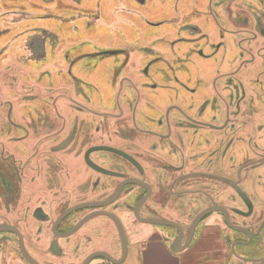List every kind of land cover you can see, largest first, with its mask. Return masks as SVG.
<instances>
[{
	"label": "rangeland",
	"instance_id": "obj_1",
	"mask_svg": "<svg viewBox=\"0 0 264 264\" xmlns=\"http://www.w3.org/2000/svg\"><path fill=\"white\" fill-rule=\"evenodd\" d=\"M7 1L19 4V0ZM59 3L68 9L57 13L54 32L72 58L100 46L119 44L126 48L114 54H94L92 58H83L84 61L79 58L73 67L83 89V103L90 101L95 112L113 110L117 100L124 102L130 97L136 100L142 113L158 114L161 109L176 104L189 114L199 115L195 120L202 122L214 118L213 112L227 103L231 105L233 119L238 118L236 111L240 106L243 110L258 111L252 119L260 122V115L264 113V0H127L126 6L116 11L111 10L113 4L110 6L106 0H62ZM45 6L42 3L31 7L41 20H50L51 13ZM83 9L88 17L86 27ZM95 15L99 20L95 21ZM7 57L9 54L5 53L0 59V68H6L4 58ZM66 66V63H57L48 69L47 73H57L53 79L24 68L36 79L37 85L48 92L52 88L70 86V76L61 72ZM21 79L28 80L24 74ZM96 80L104 86L102 89H97ZM117 80L122 85L115 91L114 81ZM9 86V82L0 86L4 99L14 94ZM66 92L64 89L62 94ZM40 100L41 105L52 104L48 97ZM57 101L65 103L67 99L58 97ZM52 109L55 117L64 122L63 110L57 104ZM67 113L72 121L73 114L68 110ZM13 114V119L32 124L0 127L4 130L0 131V140L6 136L4 141L9 142L8 146H0V160L8 155L3 148L9 147L17 154L11 161L12 175L16 169L27 165L26 173H19L23 176L22 184L38 191L59 185L58 173L63 176L57 168V159L52 156L36 159L33 143L19 141L30 133L34 136L38 122H51L53 113L27 104ZM3 116L0 114V118ZM230 132L227 129L224 136L227 138ZM261 138L264 140V133ZM241 146L245 151L246 144L241 142ZM21 153H26V158L19 159ZM16 158L19 161H14ZM12 178V185H19L18 178ZM87 193L93 196L90 191ZM0 209L5 219L16 220L12 213L15 208L10 214L5 213L1 205ZM31 214L32 209L28 207L26 216L31 217Z\"/></svg>",
	"mask_w": 264,
	"mask_h": 264
},
{
	"label": "flooded vegetation",
	"instance_id": "obj_2",
	"mask_svg": "<svg viewBox=\"0 0 264 264\" xmlns=\"http://www.w3.org/2000/svg\"><path fill=\"white\" fill-rule=\"evenodd\" d=\"M61 1L62 0H19L18 4L16 2L0 0V56L3 52H9V60L13 61V57L15 56L18 64L28 62L29 67L35 71H37L36 68L39 66L41 68V66L50 63L53 65L55 63H66L68 67L61 70L65 76L66 74L70 76V86L64 88L67 90L66 94H62L64 90L62 88L59 90L58 88H54L55 91L51 89L48 92H44L37 83L36 85L28 86L25 89L33 90L37 88V90L43 94L56 92L60 97H66V107L69 109V112L73 114V122L69 116L67 121L65 118V121L62 123L53 124L51 122L44 123L43 121H40L35 126L36 129L34 136L30 133V136L23 137L19 140L28 141V144L33 143L36 159L44 160L48 156H52L55 160L57 159V168L63 176L61 178V174L58 173L59 185L45 187L44 190L42 189L38 191L37 188H30L25 184H22L23 176H20L19 173H26L27 165L22 169H16L15 174L12 175L11 161L14 156H17V154H13L9 147L3 148V151L8 152H5V154L8 155L0 160V205L4 208V212L7 214H10V211L15 208V212L12 211V213L16 217V220L5 219V216L0 213V225L7 226V224H10L18 228L23 234L26 244H28L27 240H31L32 238L40 239L38 241H43V239L57 241L58 239H61V236L67 234V232H69L77 223L84 219L85 216L91 212L99 210L100 208H83L64 218L57 226L55 225L58 217L67 208L82 203L87 204L90 201L100 202L101 200L107 199L112 194H109L107 197L101 196V194L89 197L86 189H83V187L85 188L84 185L86 183L83 176L85 171H89V165L85 162V154L86 150L89 149L87 145L92 142V145L107 144L117 148L119 147L129 153L138 162V164H135L128 159L121 158L116 163L118 166L111 168L117 173L115 175L116 177L114 176L113 178V180H115L113 186L114 193L122 181L132 180L137 177L135 179L138 180V182L142 181L143 183L141 182V185H134L135 183L127 184L120 192L121 196L129 190L130 195L133 194L135 196L138 194L137 199H140L143 195L147 194L148 189L145 186L150 184L153 187V194L156 193V188H160L161 192V196L159 197V212H154L156 213L155 216L157 215L164 219H173L180 224L184 222L185 216L192 221L196 216L197 210V205L193 207V200H196L201 194L200 191H215V188L220 185L217 184L214 177L224 180V182H228V186H234L235 183H232V181L229 180L227 181V178L237 180L238 177H240V174L238 173L239 168H234L233 164L229 161V158H225L223 166L218 164L221 161L217 163L215 155H212L210 152V149L215 150L217 148L214 145V141L209 144H204V148L199 150L197 149V146L201 143L199 140H194L192 142V140H189L188 137L184 136L183 129L175 126L173 122H167V109L170 108L171 110L169 112L170 121H173V116L177 114L176 111L173 110V105L162 109L163 112L160 116H163V124L161 125L158 122L152 123L150 126L149 123L146 124V122H144L141 123L143 125H141V128L136 129L132 122L127 124H117L116 122L118 118L114 117V121L108 122V124L105 123V127H108V125L110 127L111 139L105 136L106 138L104 139V142L103 140H100V136L102 135L101 131L103 130L101 129V126L97 125L95 128L89 126L87 128L83 127V109L90 114L95 110L90 101L88 104L85 103L86 105H83V89L81 88L77 77L74 75L73 70L75 63L79 58V60H82L83 58H92L94 54H114L120 51H126V48L123 46L119 47V44L114 47H111V45L100 46L97 50L81 52L77 57L74 56V58H72L68 49L65 47L63 49L60 36L54 32V28H56L54 24L58 20L57 13L68 9L65 8L66 6H62V3H59ZM106 1L110 6L113 4L112 11H116L119 7H123L124 5L126 6L127 2V0ZM131 1L136 2L137 0ZM145 1L146 0H141V2ZM42 3L46 5L44 7L45 10L50 11L51 13V15L48 16L50 20H43L45 18L41 20V17H37V11H34L31 7L32 5L37 7V5ZM86 13L87 11L83 9V25L85 27L88 25L86 23V20L88 19V17L85 16ZM93 18L95 21L99 20V17L96 15L93 16ZM66 22H68V20H64V23ZM13 43H17V45H14ZM4 46L6 47L2 50ZM15 48L17 50L16 53L13 52L15 51ZM85 59H83V61ZM18 69L19 67H17L16 71ZM83 73H85L84 70ZM38 75L42 74L39 72ZM27 77L28 79L31 78L29 74H27ZM12 78H16V76L12 75ZM116 86L117 83L114 82V88H116ZM96 87L99 90L104 86L96 85ZM9 88L13 92L14 90L22 92L24 89L23 86L22 90L18 89L13 83L10 84ZM27 101L28 98L21 97L22 106H25ZM120 103H123L122 100L120 102L117 100L116 107L113 111L107 112L113 114L118 107L127 108V106H130L125 105L122 107ZM251 112L252 115H249L247 112L241 111L238 114V118L246 123L248 119H252L255 113L258 114V111ZM194 117L197 116L195 115ZM68 120L70 122H68ZM212 123H215V121H212ZM2 124L3 123H0V126ZM12 124L27 125L32 124V122L26 121L25 123L20 122L17 119L14 120ZM241 124L243 125L244 123ZM116 126L124 129L125 134L128 135L127 139L118 138L114 135ZM5 128L8 127H4V129ZM129 129H131V132H129ZM210 130L211 129H209V131ZM158 135H164L166 137L159 140L160 137ZM89 136L91 137L86 143V139ZM6 138V136L2 137L0 140V146H8L9 142L6 143L4 141ZM188 140L189 142L187 143ZM204 142L205 140L203 138L202 143ZM166 143L171 144L177 153L171 154L169 153V150H162L161 148ZM54 148L56 151H53ZM203 152H208V154L201 158V153ZM90 155L91 159L98 163L99 155L95 153H91ZM26 156V153H21L19 154V159L20 157L21 159H24ZM19 159L16 158L14 161H19ZM121 173L125 174L124 178L118 176V174ZM216 174L222 176H217ZM12 176L18 178L17 182L19 185H15V187L12 185ZM256 177V174H253L250 170L244 169L241 171V178H239L236 183L246 191L254 204H257L259 200L251 187L250 189H247V185L250 180L258 181V178ZM98 188L100 187L98 186ZM137 190L139 191L138 193ZM91 192L104 194L102 191H97V189H94L92 186ZM13 195H16L14 196V200H12ZM216 198L221 205H226L225 202L221 201L219 196ZM136 200L131 202L129 199L123 200L119 198L112 203L111 206L105 209L115 212L122 219L123 224L127 229L128 237H130L129 235H131L132 230L135 233L142 235L145 231L143 226H146V224L139 221L136 217L137 209L134 208ZM152 201L153 198H150L141 208L138 209L141 219H146L152 214ZM28 207L32 209L31 217L30 215L26 216V209ZM1 216L4 217L2 218ZM101 218H103V216L97 217L94 221H100ZM206 219H210L209 225L212 224V226L216 227L214 232L220 233L222 226H224L223 221L225 217L220 215V217H218L219 221L214 224L212 222V215L209 217L207 216ZM30 222H32L30 224L31 227L28 228ZM88 224V222H85L84 225L70 238H75L79 233L83 232V246H85L87 236H85L84 230ZM165 232H167V229L161 227L160 233L165 234ZM166 237L168 236L166 235ZM0 241L3 245L6 244V248L10 254H14L17 251L12 248V245H17L19 242L18 237L12 232L0 233ZM172 241L173 240H170V243H172ZM208 242L209 249L204 253L206 255L209 254L210 261L214 264L221 257L223 249L216 246L212 241L211 236L208 237ZM222 243L225 244V242ZM184 244L185 240H182L181 244L178 242L174 245L181 247ZM174 245L173 249L176 250V246ZM195 246L196 242L194 243L192 241L187 247L186 252L192 250ZM28 247L30 249L29 251L40 260V257L43 255L31 246L28 245ZM59 253L61 254V257H59L63 259L59 264H63L64 262L67 263V257L62 256L63 252L60 251ZM60 258L56 259L59 260ZM84 258L85 255L83 253V259ZM7 261L8 258L5 260V264H8ZM51 263L55 262L51 261Z\"/></svg>",
	"mask_w": 264,
	"mask_h": 264
},
{
	"label": "water",
	"instance_id": "obj_3",
	"mask_svg": "<svg viewBox=\"0 0 264 264\" xmlns=\"http://www.w3.org/2000/svg\"><path fill=\"white\" fill-rule=\"evenodd\" d=\"M247 93L248 91L246 90V94ZM129 99L130 97L120 104L122 107L125 105L130 106H127V108L118 107L113 114L110 112L99 114L95 112L96 110L90 114L83 109V127L87 128L91 126L95 128L97 125L101 126L103 130L101 131L102 135L100 136V140L104 142L105 136L111 139L110 127L109 125L105 127V123L108 124V122L114 121V117L118 118L117 124L132 122L136 129L141 128V123L144 122H146V124L149 123L150 126L152 123L158 122L160 125L163 124V116H160L163 112L162 109L158 114L142 113L140 107H138V103L135 102L136 100H133V98ZM84 104L85 103H83V105ZM172 105L174 106L173 110H175L177 114L173 116V121H170L169 112L171 110L170 108L167 109V122H173L175 126L183 129L184 136L188 137L192 142L194 140H199L201 142L197 146L199 150L204 148V144H209L214 141V145L217 148L215 150L210 149V152L212 155H215L217 163L221 161L218 164L223 166L225 158H229L233 167L239 168L238 173L240 177H238L237 180L227 178V181L229 180L235 183L234 186H228V182L214 177L215 181L220 186H217L215 191H200L201 194L196 200H193V207L197 205L196 216L192 221L185 216L184 222L180 224L173 219H164L160 216H155L156 213L154 212H159L160 188H156L157 191L153 194V187L148 184L145 186L148 189L147 194L143 195L140 199H137L138 194L135 196L133 194L130 195L129 190L123 193L122 196L120 195L123 187L129 183L141 185L140 183L142 181L139 180L140 182H138V180L135 179L137 177L132 180L122 181L114 193L113 186L115 180H113V178L117 173L111 168L118 166L116 163L121 158L128 159L135 164H138V162L129 153L119 147L117 148L107 144L92 145V142L87 145L89 149L86 150L85 154V162L89 165V171H85L86 176H83L84 181H86L84 185L85 188L83 187V189L91 192L92 186L94 189H97V191H102L104 193L91 192L94 196L101 194V196L107 197L109 194H112L107 199L101 200L100 202L90 201L87 204H78L64 210L58 217L55 224L56 226L61 223L64 218L78 210L83 208H100L85 216L84 219L57 241L47 239L48 242H43L37 239L36 242L27 240L28 244H26L24 236L18 228L10 224H7V226L0 225V233L12 232L17 235L19 241L17 245H12V248L17 250L14 254H10L6 248V244L3 245L0 241L1 264H5L7 258L8 264H56L51 263V261L53 262L52 259L48 261L45 257H53L54 255L61 256L59 253L60 251L63 252L62 256L68 259V262H64L63 264H122L129 252L128 232L122 219L115 212L105 210L119 198L123 200L129 199L131 202L137 199L134 205V208L137 209V219L146 225H153L160 230L161 227L166 228L167 232H165V234L161 233V236L166 240H173L171 243L172 248L175 243L179 242L181 244V241L185 240V244L182 247L183 249H176L177 251H185L192 241L203 248L206 245V243L202 241L203 238L206 237L207 239L211 236L216 246L223 249L221 257L217 260L218 262L216 261L214 264H264V140L261 138V135L264 133V125H262L264 113L260 115V122H257L255 119H248L245 123L239 118H232L233 113L231 112V105L226 103L224 108L219 107L216 112H213L215 117L212 118V120H204L201 122L195 120L200 116L194 114V112L189 114L183 111L179 105ZM239 108L236 111L237 115L241 111H245L249 115H252L251 111ZM195 115L197 117H194ZM219 115L221 116L220 120ZM65 118L67 121V117ZM212 121H215V123H212ZM94 123L96 124L95 126ZM241 123L244 124L242 125ZM209 129L211 130L209 131ZM227 129L231 130V132L226 138L224 135ZM206 130L211 134L208 135L205 133L204 131ZM129 132H131V129H129ZM114 135L124 139L128 137L124 129L117 126ZM91 136L88 138L86 137V143ZM158 136L160 137L159 140L166 137L164 135ZM203 138L205 140L204 143H202ZM241 142L246 144L245 151L242 150ZM161 149L169 150L171 154L177 153L174 147L168 143ZM91 153L99 155L98 163L91 159ZM206 154H208V152L201 153V158ZM244 169L250 170L253 174H256V178H258V181L250 180L247 185V189L251 187L258 198L259 202L257 204H254L246 191L236 184L239 178H241V171ZM118 176L124 178L125 174L121 173L118 174ZM98 186L100 188H98ZM138 192L137 190V193ZM218 196L226 205H221L219 201H217L216 197ZM150 198H153L151 202L152 214L146 219H141L138 209ZM210 215L213 217V224L219 221L218 217H220V215L225 217L223 221L224 226H222L220 233H206V228L212 230L216 228L212 226V224L209 225L210 219H206L207 216L209 217ZM102 216L103 218H101L100 221H94L97 217ZM85 222H88L90 225L88 224L84 230L87 240L85 246H83V232L79 233L75 238L70 237L73 236ZM166 235L168 237H166ZM116 237H118V240ZM222 242H225L226 247ZM28 245L38 250L43 255L40 257V260L29 251ZM117 251L121 252V257L119 258L115 257L114 254V252ZM83 253L85 255L84 259Z\"/></svg>",
	"mask_w": 264,
	"mask_h": 264
},
{
	"label": "crops",
	"instance_id": "obj_4",
	"mask_svg": "<svg viewBox=\"0 0 264 264\" xmlns=\"http://www.w3.org/2000/svg\"><path fill=\"white\" fill-rule=\"evenodd\" d=\"M21 8H25V7H21ZM13 44L17 45V43H13ZM14 50L15 51L13 52L16 53L17 52L16 48ZM6 53L10 54L9 52H6ZM4 54H5L4 52L1 54L0 59L2 58ZM13 59L14 60L11 61L7 57L6 68H3V69L0 68V86H2L3 84H7L9 82L10 84L12 83L15 84V86L18 89L22 90V86L24 87V89L22 90V92L18 90H14L13 92L14 94L9 95V97L7 96L5 99H4V96L1 95L0 93V114L5 115L1 117L2 119L0 118V121H1L0 123H3L2 125L4 127H9L10 124H12L14 120H17V119L13 120V115H14L13 113L15 111L17 112V110L20 111V109L27 107V104L33 105L35 107L46 108L49 111H51L53 115L51 116L50 121L53 124L63 122L61 120H58L54 115V110L52 109V107H54L56 104L61 110H63L62 114L68 118L69 114L67 113V110L69 111V109L66 107V102L64 103V101H61V102L57 101L58 97L60 96L57 95L56 92L54 93L49 92V93L43 94L40 91H38L37 88L33 90L25 89L28 86L36 85V79L31 77L28 80H22L21 79L22 74L26 75V77H27V74H29L25 69V68L28 69L29 64L28 62H25L23 64H18L15 56L13 57ZM52 66L53 64L51 63L47 65H43L41 66V68L39 66L38 68H36L37 69L36 72L37 73L40 72L42 76L47 75L49 79L51 78L53 79L57 73L55 72H53L54 74L47 73V70L50 69ZM17 67H19V69L16 71ZM12 75L16 76V78H12ZM96 81L98 82V86H101L100 81L99 80H96ZM116 83H117V86L115 88V91H117V89L119 88L120 81L117 80ZM60 88L62 87L61 86L58 87V90ZM52 89L54 90V88ZM3 90L5 92L7 91L5 88H3ZM21 97L30 98L31 100H28L27 104L25 102L26 105L24 104L25 106H22ZM42 97H48L49 99H51L52 100L51 106H44L43 104L42 105L39 104L38 101L42 99ZM109 111H113V110L111 109ZM6 114H7V117H6ZM18 120L20 122H23L20 119ZM68 122L70 121L68 120ZM2 125L0 127H3ZM0 131L3 132L4 130H0ZM143 228L145 229L143 235L139 233L137 234L133 230L131 232V235H129L130 236L129 237V252H128L127 258L122 262V264H212V262L210 261L209 254L206 255L204 253V252H207L209 249L208 238L207 239L206 237L203 238L204 239L203 243H206V245L203 248L200 247L199 244H196V246L193 247L192 250H189L186 252V250L181 251L183 249L182 248L183 246L181 247L176 246L177 247L176 249H181L177 251L171 247L170 240H166L165 238L161 236V233H160L161 230L159 228L154 227L153 225H146V226H143ZM208 232L213 233L214 230L210 228H206V233L208 234ZM116 239L118 240V237H116ZM31 241L36 242L37 239L32 238ZM45 241L48 242L47 239H43V242ZM114 254H115V257H118V258L121 257L120 251L114 252ZM60 257L57 255H54L53 257L46 256L45 258L48 259V261L52 259L53 262L59 264V262L63 261V259H61ZM56 258H60V259L57 260ZM1 263L2 261L0 257V264Z\"/></svg>",
	"mask_w": 264,
	"mask_h": 264
}]
</instances>
